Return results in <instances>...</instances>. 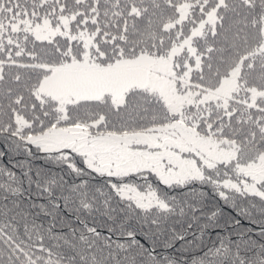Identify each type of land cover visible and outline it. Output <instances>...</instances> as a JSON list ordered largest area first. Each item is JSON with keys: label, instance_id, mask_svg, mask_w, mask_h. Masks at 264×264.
<instances>
[{"label": "snow or ice", "instance_id": "snow-or-ice-1", "mask_svg": "<svg viewBox=\"0 0 264 264\" xmlns=\"http://www.w3.org/2000/svg\"><path fill=\"white\" fill-rule=\"evenodd\" d=\"M9 152L0 264H264V0H0Z\"/></svg>", "mask_w": 264, "mask_h": 264}, {"label": "trees", "instance_id": "trees-1", "mask_svg": "<svg viewBox=\"0 0 264 264\" xmlns=\"http://www.w3.org/2000/svg\"><path fill=\"white\" fill-rule=\"evenodd\" d=\"M49 174L55 177L60 176L61 173L56 162L48 157L36 155L29 158L15 152L0 155V184L3 183L6 175L11 176L15 192L25 207L29 205L36 207L45 206L42 204V200H48L51 203L49 197L47 195L42 197L40 189L36 187ZM36 177L40 179L38 180ZM44 182L47 183V181ZM223 215L229 218L226 211ZM185 234L190 235V233ZM224 238L226 239L227 237ZM168 251L172 252V249L169 248ZM192 251H195V249H192ZM175 253L185 254V246L181 245L179 248H176Z\"/></svg>", "mask_w": 264, "mask_h": 264}]
</instances>
